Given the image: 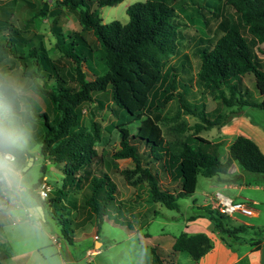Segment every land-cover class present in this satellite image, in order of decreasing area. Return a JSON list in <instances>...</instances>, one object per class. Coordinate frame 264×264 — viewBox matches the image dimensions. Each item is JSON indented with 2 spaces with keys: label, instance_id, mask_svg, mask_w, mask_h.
<instances>
[{
  "label": "trees",
  "instance_id": "1",
  "mask_svg": "<svg viewBox=\"0 0 264 264\" xmlns=\"http://www.w3.org/2000/svg\"><path fill=\"white\" fill-rule=\"evenodd\" d=\"M13 1L20 6L18 13L26 8L32 11L25 20L36 17L37 7H24L19 0ZM118 1H58L76 13L79 25V30L72 34H55V49L71 60L72 71L69 72L50 64L51 55L41 43L29 45L30 38L26 39L18 27L10 20L0 19V61L8 55L16 57L24 72L27 69L22 74L30 78L35 89L45 94L52 107L49 117L10 81H0V120L7 130L11 129L16 140L14 146L0 152V163H8L2 156L7 151L14 156V169L24 165L31 152L18 145L24 144L19 116L38 119L43 127L37 148L42 157L39 170L43 173L45 160H49L61 165L63 186L74 190L86 187L83 203L94 213L98 224L107 212L120 208V202L114 201L118 192L116 184L103 169L93 167L100 159L95 143L101 136V124L95 115L104 106L109 108L103 103V99H107L129 115L128 121L144 115L134 130L125 122H116L119 147L112 156L131 160L130 166L119 171L122 178L131 185L145 183L151 200L161 206L178 208L177 197L193 192L198 173L208 177L224 174L232 162L242 171L264 175V153L250 137L240 133L233 135L221 157L217 150L220 141H210L197 134L201 128L220 126L226 118L216 108L205 109L202 101L189 103L182 97V91L177 92L179 105L198 120L192 124L191 134H182L190 128L184 121H174L164 134L158 121L164 104L171 98L170 90L178 86L175 71L179 69L175 65L164 67V64L179 44V22L173 6L165 0H135L125 8V22L117 19L103 22L99 8ZM222 3L216 23L221 33L210 45L201 43L195 47L199 59L195 71L197 85L224 105L235 106L231 112H240L244 105L264 110V0H222ZM43 10L40 13L44 14ZM82 30L93 35L105 64V70L95 73L91 79L85 77L81 65L87 60L90 46ZM54 56L52 48V58ZM179 67L185 70L182 62ZM245 73L252 74L260 99H256L244 83ZM37 74L52 78L53 83H39L35 78ZM91 103L93 106L89 105ZM83 110L87 113V124L81 121ZM178 116L179 109L166 117L175 120ZM238 177L239 174L230 176L232 181H237ZM41 180L42 175H39L28 191L42 208L51 205V199L58 200L66 194L63 188H58L53 197L40 198L35 187ZM1 189L4 190V185L0 183V192ZM195 206L201 211L187 215L186 219L204 216L216 231L233 242L240 238L257 248L264 237V225L230 224L231 218L215 207ZM210 246L206 233L180 231L173 235L170 248L172 253L186 252L192 263L197 264ZM149 250L150 264H166L156 246L150 245Z\"/></svg>",
  "mask_w": 264,
  "mask_h": 264
},
{
  "label": "rangeland",
  "instance_id": "2",
  "mask_svg": "<svg viewBox=\"0 0 264 264\" xmlns=\"http://www.w3.org/2000/svg\"><path fill=\"white\" fill-rule=\"evenodd\" d=\"M19 1L24 3V7H37L36 17L30 21L25 20L32 12L30 9L26 8L25 11L20 10L18 13L20 6L18 7L16 2L0 0V19L10 20L14 26L18 27L26 39L30 38L29 45L37 46L41 43L46 48V53L51 55L50 64L65 69L67 72L72 71L71 60L58 53L54 42L56 32L66 35L79 30L76 13L58 2L59 0ZM133 1L135 0H120L111 5H102L99 8L102 21L117 19L125 22L127 20L125 8ZM165 1L174 8L181 37L178 39L179 44L176 51L167 56L164 64V67L175 65L179 68L175 71L178 86L170 90L171 98L162 108L161 120L158 121L160 128L164 134H167L168 127L174 124V121H184L190 128L182 134H191L192 124L198 118L186 113L179 105L177 92L181 91L182 97L189 103L202 101L205 109L213 111L216 108L222 117L226 118V122L229 121L235 114L231 112L236 109L235 106L228 107L217 98L211 97L209 92L197 85L195 79V71L199 63L195 47L201 43L210 45L221 33L216 23L223 6L222 0ZM41 9H44V14L40 13ZM11 14L14 16L10 17ZM81 33L90 44L86 52L87 60L82 61L81 65L85 71V77L91 79L95 73H102L105 70V64L93 35L85 30H82ZM52 48L55 53L53 58ZM181 62L185 68L184 71L179 67ZM30 66L28 64V68ZM22 72L24 69L21 68L16 57L8 55L0 61V81H10L19 93H24L32 98L37 109L45 111L50 117L52 107L48 98L41 91L35 89L30 83V78ZM36 77L39 83L46 85L53 83L52 78H44L39 74ZM243 81L256 99H260L254 87L252 74L245 73ZM96 95L98 94L96 93ZM103 103L109 105V108L104 106L100 113L95 115L101 124V136L95 143L100 159L98 163L93 164V167L98 166L103 169L116 184L118 192L114 201L120 202L119 210L107 212L97 224L94 213L83 203V193L86 191V187L74 190L70 189V186H63L61 165L49 160H45V170L41 173L39 165L42 162V157L38 154L37 148L40 134L43 131L42 124L38 119H24V116L20 115L22 122L20 130L24 144L20 142L18 145L25 146L27 151L31 152L32 159L27 162L25 168L22 165L19 169H14L12 163L6 162L3 163L4 166L2 165L6 171L8 184L0 192V252L2 254L0 264H149V246L151 244L158 243L164 246L173 234L182 230L192 233L190 226L184 227L183 217L197 210L195 206L191 205L193 201L200 204L207 197L203 192L209 190L208 176L197 174L193 192L177 197L178 208H166L153 202L145 183L127 184L119 171L130 166L132 162L129 158H114L112 156L113 151L119 147L115 124L117 121H122L131 130H134L144 115L128 121L129 115L121 107L114 103L111 104L107 99H103ZM89 105L93 106V103ZM241 108L264 129L263 109L249 105H244ZM177 109H179V116L175 120L166 117L174 115ZM86 114L83 110L81 121L84 124H87ZM221 125L201 128L197 132L198 135L210 141H220V145L217 147L219 154H223L224 144L228 140L227 137L222 136L229 133V130L222 133ZM9 130L11 132V129ZM232 135L228 134L227 136L233 137ZM39 175H42V180H45L47 185L46 195L43 198L53 197L58 192V188H63L66 194H62L58 200L51 199V205L46 204L42 208V213L35 216L28 211V206H32L35 202L28 188L32 186ZM13 179L17 180V185L20 188L14 185ZM213 202L214 199L211 203ZM206 205L211 206L210 204ZM262 210L264 214V207ZM128 218L133 222H142V224H138V229L132 233L127 229L128 225L124 223ZM241 219L250 223L253 220L251 216H240L238 220L229 219V223L237 224L241 222ZM161 230L166 234H160ZM147 232L151 236H147ZM94 233L97 234V240L100 241L96 247L93 246L95 242L92 234ZM91 248L94 251H91ZM169 250H157L164 257L166 264H171L172 260L168 255ZM187 257L186 252H178L177 261H174V264H186Z\"/></svg>",
  "mask_w": 264,
  "mask_h": 264
},
{
  "label": "crops",
  "instance_id": "3",
  "mask_svg": "<svg viewBox=\"0 0 264 264\" xmlns=\"http://www.w3.org/2000/svg\"><path fill=\"white\" fill-rule=\"evenodd\" d=\"M225 130H229V133H225L222 137H227L228 140L224 144V152L223 154H220L221 157L225 155L226 146L230 141V138H232L227 135H235L237 133L250 137L264 153V129L250 116L245 114L243 108L240 109V112L235 113L229 121L221 125L220 131L222 133L227 132ZM233 174H239L237 181L231 180L230 176ZM208 178L207 185L209 186V190L203 192L207 197L204 198L200 204L194 203L193 201L191 205H212L211 202L214 199L215 193L226 194L234 199L246 200L253 207L254 213L251 215L253 220H251V223L248 221H242L243 223L264 225V214L262 210V207H264V175L242 171L235 162H232L226 173L209 176ZM12 182L20 188V186L17 185L16 179H13ZM35 204L37 203L34 202L33 205ZM196 209L195 213L201 211L199 208ZM231 219L233 220L234 218ZM183 221L184 227L190 226L192 228L190 232L202 231L207 234L211 242L210 248L198 258L197 264H264V237L260 240L257 248H253V245L247 241L240 240V238H237L233 242L229 238L222 236L213 228L210 220L204 216H196L193 219H186V216H184ZM124 223L128 224L126 227L130 233L138 229V224H142V222H133L129 218L125 220ZM160 234L164 235L166 233L161 230ZM94 235L97 236L96 233L92 234L93 237ZM146 235L151 236L148 232ZM173 235L169 238V242L165 243V245L163 244L164 246L159 245L158 243L151 245H156L157 250L170 249V254L172 253L170 246ZM97 238L98 236L94 237V247L100 244V241L97 240ZM91 251H94V249L91 248ZM177 253L178 252L170 254L172 258L171 264H174V261H177ZM186 264H193L189 255Z\"/></svg>",
  "mask_w": 264,
  "mask_h": 264
},
{
  "label": "built area",
  "instance_id": "4",
  "mask_svg": "<svg viewBox=\"0 0 264 264\" xmlns=\"http://www.w3.org/2000/svg\"><path fill=\"white\" fill-rule=\"evenodd\" d=\"M2 156L6 159L8 163H12L14 159V156L11 152H3ZM3 166L2 171L4 173L5 179L0 181V183L2 184V186L4 185L5 188V186H7L8 184V179L6 177V171L3 169ZM46 189L47 185L45 183V180H41L35 188V192L38 194L39 197L43 198L44 195H46ZM211 206L215 207L219 212L226 214L228 217L237 220L240 218V216H251L254 213L253 207L246 200L234 199L222 193L214 194V202ZM242 221L246 220L241 219V222ZM94 237L97 236L94 235Z\"/></svg>",
  "mask_w": 264,
  "mask_h": 264
},
{
  "label": "clouds",
  "instance_id": "5",
  "mask_svg": "<svg viewBox=\"0 0 264 264\" xmlns=\"http://www.w3.org/2000/svg\"><path fill=\"white\" fill-rule=\"evenodd\" d=\"M16 143L15 137L12 132L7 130L3 124V121L0 120V152L3 151L6 147H12ZM5 176L2 171V165H0V181L4 180ZM11 181L9 180V183Z\"/></svg>",
  "mask_w": 264,
  "mask_h": 264
},
{
  "label": "water",
  "instance_id": "6",
  "mask_svg": "<svg viewBox=\"0 0 264 264\" xmlns=\"http://www.w3.org/2000/svg\"><path fill=\"white\" fill-rule=\"evenodd\" d=\"M27 158L28 159L26 160L25 164L22 166L23 168L26 167L27 162L32 159V156L29 155ZM28 211L30 213H33L35 216H39L42 213V207H41L40 204H35V205H32V206H28Z\"/></svg>",
  "mask_w": 264,
  "mask_h": 264
}]
</instances>
